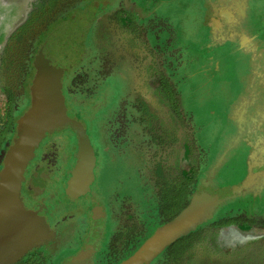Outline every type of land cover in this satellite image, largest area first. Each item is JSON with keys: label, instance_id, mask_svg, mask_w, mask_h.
<instances>
[{"label": "flooded vegetation", "instance_id": "flooded-vegetation-1", "mask_svg": "<svg viewBox=\"0 0 264 264\" xmlns=\"http://www.w3.org/2000/svg\"><path fill=\"white\" fill-rule=\"evenodd\" d=\"M26 1L16 0L19 10H24ZM50 1L0 40V88L7 104L0 126V163L8 143L2 138L11 119L10 107L14 110L28 100L42 50L39 44L51 27L96 2L92 23L79 40L82 51L68 80L63 76L66 89L61 88L65 103L68 92L83 115L66 104L71 115L85 122L95 155L93 180L84 193L66 190L75 134L65 128L46 135L21 184L24 204L46 219L44 236L39 247L7 264H123L157 226L174 218L194 193L205 190V185L192 190L200 163L190 157L188 124L182 121L177 129L169 125L167 114H153L139 88L144 80L157 84L165 105L170 109L172 104L179 115L174 83L157 52V24L144 29L137 14L124 11L121 3L113 5V0ZM0 10L4 15V8ZM4 31L0 29L3 35ZM99 115L103 120L96 125ZM185 147L190 157L187 174L177 168ZM65 152L69 158L62 162ZM128 179L134 189L128 188ZM260 185L264 182L256 187ZM255 189L244 201L222 199L214 219L195 228L198 236L189 233L141 264H264V203Z\"/></svg>", "mask_w": 264, "mask_h": 264}, {"label": "rangeland", "instance_id": "rangeland-1", "mask_svg": "<svg viewBox=\"0 0 264 264\" xmlns=\"http://www.w3.org/2000/svg\"><path fill=\"white\" fill-rule=\"evenodd\" d=\"M7 1L15 4V11L3 15L0 10V29L5 28L3 39L24 18L39 13L51 2L27 0L24 10H19L16 0H0L3 3ZM119 3L124 11L139 16L144 29L150 23L158 26L160 43L157 52L164 58L163 71L174 83L171 88L177 96L179 115L172 111V104L170 109L165 105V96L157 84H146L144 80L139 88L145 93L153 114H167L170 117L169 125L177 129L182 127V121L188 124L190 157L193 160L198 158L200 163L194 174L192 190L198 191L205 185L208 192L224 190V199H248L256 184L264 182V0L112 1L113 5ZM96 9V2H90L50 28L45 40L48 41L45 44L46 61L43 67L46 74L41 81L51 79L48 71L57 66L60 72L57 84L66 89L62 85L63 76L67 81L71 74L70 67L82 51L79 40L88 31ZM45 42L40 43L39 48H43ZM36 74L30 84L28 100L21 102L14 110L10 107L11 119L2 138L8 143L4 146L2 142L4 152L0 170L7 152L15 142L22 119L35 98L33 80ZM67 94V106L83 117L81 110ZM6 113L5 95L0 88V126L6 119ZM102 120L103 117L99 115L96 125H101ZM145 125L150 126L151 123ZM181 150L177 168L187 174L190 171L188 148ZM65 158H69L67 152L61 161L64 162ZM136 166L141 167L139 164ZM127 184L128 188L134 189L132 180L128 179ZM257 193L261 194L264 203V185L256 187L254 194ZM220 204L221 201L212 203L209 214L201 217L199 222L171 243L189 233L198 236L199 230L195 228L214 219ZM200 232L203 233L202 230ZM40 241L3 264L39 247Z\"/></svg>", "mask_w": 264, "mask_h": 264}, {"label": "water", "instance_id": "water-1", "mask_svg": "<svg viewBox=\"0 0 264 264\" xmlns=\"http://www.w3.org/2000/svg\"><path fill=\"white\" fill-rule=\"evenodd\" d=\"M0 5L5 10L4 15L7 14L9 1L0 2ZM2 38L3 34L0 33V40ZM45 44L38 54L39 67L33 80L35 98L22 119L15 142L7 152L0 170V264L15 257L44 236L46 219L24 204L21 184L35 148L46 135L65 128L71 129L75 134L76 149L73 153L74 161L68 171L66 190L84 193L93 180L95 155L86 133L85 122L68 112L65 96L57 84L60 73L57 66L48 71L51 79L41 81L46 74L43 71L46 61ZM224 192L202 190L194 193L191 201L174 218L159 226L146 238L123 264L149 261L164 246L199 222L201 217L209 214L212 210L210 205L224 199Z\"/></svg>", "mask_w": 264, "mask_h": 264}, {"label": "crops", "instance_id": "crops-1", "mask_svg": "<svg viewBox=\"0 0 264 264\" xmlns=\"http://www.w3.org/2000/svg\"><path fill=\"white\" fill-rule=\"evenodd\" d=\"M14 11H15V4L13 2H10L9 8H8V11H7L8 12V15L11 14V13H13ZM13 17H14V15H13ZM11 18H9V19H11Z\"/></svg>", "mask_w": 264, "mask_h": 264}]
</instances>
